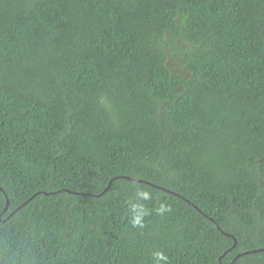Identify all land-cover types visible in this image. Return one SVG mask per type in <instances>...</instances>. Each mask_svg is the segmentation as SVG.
Masks as SVG:
<instances>
[{"label":"trees","instance_id":"trees-1","mask_svg":"<svg viewBox=\"0 0 264 264\" xmlns=\"http://www.w3.org/2000/svg\"><path fill=\"white\" fill-rule=\"evenodd\" d=\"M0 264H264V0H0Z\"/></svg>","mask_w":264,"mask_h":264},{"label":"water","instance_id":"water-1","mask_svg":"<svg viewBox=\"0 0 264 264\" xmlns=\"http://www.w3.org/2000/svg\"><path fill=\"white\" fill-rule=\"evenodd\" d=\"M247 252H249V251H247Z\"/></svg>","mask_w":264,"mask_h":264}]
</instances>
